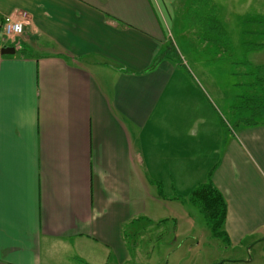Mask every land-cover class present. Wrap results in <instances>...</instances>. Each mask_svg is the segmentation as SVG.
I'll use <instances>...</instances> for the list:
<instances>
[{
    "label": "crops",
    "instance_id": "1",
    "mask_svg": "<svg viewBox=\"0 0 264 264\" xmlns=\"http://www.w3.org/2000/svg\"><path fill=\"white\" fill-rule=\"evenodd\" d=\"M10 15L25 25L0 56V264H95L99 248L123 264V229L190 224L175 203L206 180L227 241H264V193L237 181V145L198 163L183 81L156 59L166 38L151 0H0V22Z\"/></svg>",
    "mask_w": 264,
    "mask_h": 264
},
{
    "label": "rangeland",
    "instance_id": "2",
    "mask_svg": "<svg viewBox=\"0 0 264 264\" xmlns=\"http://www.w3.org/2000/svg\"><path fill=\"white\" fill-rule=\"evenodd\" d=\"M151 3L166 38L156 59L164 57L173 64L175 77L183 81L173 90L180 95L178 102L188 107L192 131L196 126L198 163L211 162L207 156L210 145L215 150L219 143L237 145V155L232 157V161H238L237 181L244 193L249 188L264 193V106L260 102L264 98V47L250 49L243 44L244 24L263 21L259 25L264 32V0ZM249 39L256 43L257 36L252 34ZM90 60L83 63L87 65ZM155 66L153 63V69ZM172 108L173 94L167 112ZM205 143L208 147L202 149ZM194 174L183 176L187 181L179 183V187L196 183L191 182ZM175 204L181 205L182 217H189L190 224L182 219L177 226L171 217L161 224L135 220L123 229L127 255L123 264H243L249 256L254 264H264V257L257 258L264 256V241L247 239L244 243L249 245L245 248L243 244L235 246L224 236L213 235L210 222L188 197L182 195ZM86 243L96 249L91 242ZM108 253L99 248L91 251L87 260L95 264L107 261ZM107 264H115L113 255Z\"/></svg>",
    "mask_w": 264,
    "mask_h": 264
},
{
    "label": "trees",
    "instance_id": "3",
    "mask_svg": "<svg viewBox=\"0 0 264 264\" xmlns=\"http://www.w3.org/2000/svg\"><path fill=\"white\" fill-rule=\"evenodd\" d=\"M263 21L252 20L251 24H244V42L247 48L259 49L264 47V32H261L260 25ZM260 24V25H259ZM257 36L256 43L250 41V36ZM259 36H263L259 38ZM260 39H262L260 41ZM257 99V98H256ZM264 106V98H261ZM190 201L197 206L204 218L211 224L214 236H225L223 225L226 217V203L221 193L213 186L211 181L198 184L189 194Z\"/></svg>",
    "mask_w": 264,
    "mask_h": 264
},
{
    "label": "built area",
    "instance_id": "4",
    "mask_svg": "<svg viewBox=\"0 0 264 264\" xmlns=\"http://www.w3.org/2000/svg\"><path fill=\"white\" fill-rule=\"evenodd\" d=\"M25 25V15L14 17L6 16L3 22H0V46L3 47L8 42H14L23 34Z\"/></svg>",
    "mask_w": 264,
    "mask_h": 264
},
{
    "label": "water",
    "instance_id": "5",
    "mask_svg": "<svg viewBox=\"0 0 264 264\" xmlns=\"http://www.w3.org/2000/svg\"><path fill=\"white\" fill-rule=\"evenodd\" d=\"M14 49L10 48V47H2L0 48V56H4V55H12L14 54Z\"/></svg>",
    "mask_w": 264,
    "mask_h": 264
}]
</instances>
